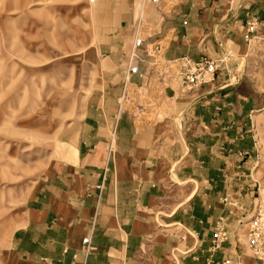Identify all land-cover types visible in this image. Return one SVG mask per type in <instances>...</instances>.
Wrapping results in <instances>:
<instances>
[{"label": "crops", "instance_id": "crops-1", "mask_svg": "<svg viewBox=\"0 0 264 264\" xmlns=\"http://www.w3.org/2000/svg\"><path fill=\"white\" fill-rule=\"evenodd\" d=\"M128 5L110 4L123 9L120 32L131 45L138 20L126 15ZM142 15L155 23L167 61L230 53L227 69L194 95L181 94L173 81L153 98L158 109L174 106L179 122L172 128L168 118L149 121L151 108L139 118L119 114L127 62L120 65L123 50H105L118 68L107 92L93 97L84 119L70 129L64 141L70 155L26 201L22 226L10 240L12 264H207L237 251L229 242L219 251L210 247L216 223L240 216L229 202H251L255 118L264 96L253 89L249 51L257 39L264 47V0H181L155 7L143 0ZM252 21L260 23L259 38L249 44ZM146 68L142 64L140 71ZM131 80L144 83L138 75ZM172 227L183 236L169 233Z\"/></svg>", "mask_w": 264, "mask_h": 264}, {"label": "rangeland", "instance_id": "rangeland-1", "mask_svg": "<svg viewBox=\"0 0 264 264\" xmlns=\"http://www.w3.org/2000/svg\"><path fill=\"white\" fill-rule=\"evenodd\" d=\"M112 1L0 0V264L13 263L11 236L22 226L26 201L37 183L70 155L64 143L70 129L84 119L91 99L110 86L118 65L103 52L123 50L120 65H128L131 45L120 32L124 12L111 7ZM128 1L126 15L138 20L143 0ZM256 41L249 51L255 61L252 85L264 96V47ZM147 115L155 123L170 119L172 128L179 122L173 105H152ZM256 116L258 157L251 202H229L240 216L221 218L213 232L221 223L226 243L236 245L237 251L233 258L207 264H264V248L251 247L249 239L260 209L264 233V109ZM171 230L183 236L181 230ZM213 236L210 250L219 251L224 244L214 250Z\"/></svg>", "mask_w": 264, "mask_h": 264}, {"label": "built area", "instance_id": "built-area-1", "mask_svg": "<svg viewBox=\"0 0 264 264\" xmlns=\"http://www.w3.org/2000/svg\"><path fill=\"white\" fill-rule=\"evenodd\" d=\"M153 6L160 2L178 4L181 0H145ZM154 22L142 15L136 25V35L131 43L128 58L129 62L125 73L123 90L119 98V114H129L139 118L143 111L154 105V99L160 98L166 89L171 87L173 81H177L181 94H193L199 88L211 85L216 82L219 76L227 69L230 53L222 57H205L200 61H193L183 58L175 61H167L164 57L165 45L156 39L158 35ZM260 23L252 21L247 25L246 41L250 44L257 36ZM264 26V25H263ZM258 40V39H257ZM147 64L145 72L140 71V66ZM138 75L144 83L135 85L132 83V76ZM154 98V99H153ZM261 209L257 219L252 222L254 226L250 233V246L256 249L264 248V233L260 219ZM218 223L213 236L214 250L222 248L227 241V231L223 225ZM263 234V235H262ZM90 237L83 241L89 245Z\"/></svg>", "mask_w": 264, "mask_h": 264}]
</instances>
